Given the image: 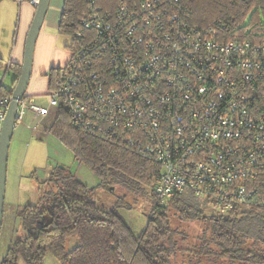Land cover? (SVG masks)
<instances>
[{
	"label": "built area",
	"instance_id": "obj_1",
	"mask_svg": "<svg viewBox=\"0 0 264 264\" xmlns=\"http://www.w3.org/2000/svg\"><path fill=\"white\" fill-rule=\"evenodd\" d=\"M179 2L139 0L113 22L92 10L84 27L102 39H76L49 106L29 108H62L74 128L154 159L163 202L191 195L222 217L264 211V42L192 28ZM11 99L0 95V134Z\"/></svg>",
	"mask_w": 264,
	"mask_h": 264
},
{
	"label": "trees",
	"instance_id": "obj_2",
	"mask_svg": "<svg viewBox=\"0 0 264 264\" xmlns=\"http://www.w3.org/2000/svg\"><path fill=\"white\" fill-rule=\"evenodd\" d=\"M138 1L65 0L58 32L72 39L69 52L76 39H102L98 30L84 27L92 10L113 22L121 6L133 8ZM179 4L181 8L175 7L174 12L180 11L192 28H213L221 39L264 42V0H180ZM15 67L13 88L6 91L1 86L0 95L12 96L21 73V66ZM47 77L49 91L59 88L61 68L52 69ZM51 132L100 183L90 187L67 167L52 168L38 187L39 203L18 207L25 234L11 243L2 264H46L48 255L59 264H264L260 208L222 217L207 215V205L191 195L163 202L155 191L160 169L154 159L74 128L62 108ZM101 189L123 195H118L115 205L103 207L96 200ZM129 198L134 205L128 204ZM139 203L149 204L150 213L145 230L137 236L120 211ZM192 224L201 225L200 236L187 234ZM69 238L79 240L71 251L66 247ZM189 241L197 243L190 247Z\"/></svg>",
	"mask_w": 264,
	"mask_h": 264
},
{
	"label": "rangeland",
	"instance_id": "obj_3",
	"mask_svg": "<svg viewBox=\"0 0 264 264\" xmlns=\"http://www.w3.org/2000/svg\"><path fill=\"white\" fill-rule=\"evenodd\" d=\"M251 16L252 14L250 15V18ZM15 24H17L16 20ZM15 24L13 31L16 30ZM44 30L45 28L41 33L38 48L40 41L43 38ZM57 39L58 46L64 50L63 53L65 57H67V46L72 43V39L62 35H59ZM8 40L10 42L7 44V49L5 47L4 49H0L1 55L5 60V67L0 68V81H4L5 90L7 86L12 83L13 79V71H6V66L8 63L7 60L9 59L10 53L13 49L15 39H5V44L4 42L3 44L6 45ZM38 103L48 107V96L40 97ZM51 111L49 119L42 124H39L37 126L39 131L36 132L23 124L26 122L25 120L22 122L18 121V125L14 131L10 144L6 193L8 191L7 195L9 199L12 197L18 198L17 200L20 199L23 202L22 206L36 205L39 203L40 194L38 192V187L40 186V183L48 177L52 168L57 166L67 167L80 181L90 187H95L100 183L99 178L95 176L85 165L75 160L72 152L51 132V127L58 116V109L51 108ZM118 195L122 196L123 194L119 191L116 192L115 195L101 189L96 195V200L103 207H111L116 204ZM127 201L128 204L134 205L131 198ZM205 209L207 215L219 216V214L211 206L207 205ZM120 212L132 228L135 235L138 236L145 230L150 213L149 204L139 203L132 210L124 208L121 209ZM6 218H8V215ZM7 222L9 221L7 220ZM11 224L14 229H11L9 232L6 225L1 233L0 256L5 254V251L8 250L10 243L14 242L18 236L21 237L25 234L19 220L16 222L13 219ZM186 229H188L187 234H189L191 238L193 236L201 235V225L199 224L189 225ZM195 243H197V241H189V245L186 243L183 245L192 247ZM77 246H79V240L77 238L68 239L66 245L68 251L75 249ZM179 260H181V256L179 257ZM46 264H59V262L52 255H48Z\"/></svg>",
	"mask_w": 264,
	"mask_h": 264
},
{
	"label": "crops",
	"instance_id": "obj_4",
	"mask_svg": "<svg viewBox=\"0 0 264 264\" xmlns=\"http://www.w3.org/2000/svg\"><path fill=\"white\" fill-rule=\"evenodd\" d=\"M64 2L65 0H51L50 9L47 14L44 26L41 30L42 33L43 29L45 28L44 35L40 41L39 48L38 43L41 37V33L37 42L34 70L30 85L28 87L27 97L24 100L27 109L23 119L20 120L21 122L25 120L26 122L23 124L31 128L34 132L39 131V128H37V126L47 121L51 116L52 111L50 108L49 113L48 115H46V117H40L36 113H34L29 107L30 105L47 107L38 103L40 97L48 96L49 79L47 77V74L52 69L64 67L70 58L69 50L67 51L68 53H66L67 57H65L63 53L64 50L61 49L60 46H58L57 39L60 35L58 29L61 13L64 7ZM34 14L35 9L26 1L20 2L19 0H0V49H4V47L7 49V44H9L10 41L8 40L6 45H4L5 39H15L14 46L12 52L10 53L9 59L7 60L8 63L6 66V71H13V79L12 83L7 86L6 91L12 89L15 84V76L17 69L15 66H21L23 63L25 41L30 25L34 18ZM15 20L17 24H15ZM14 24L16 30L13 31ZM0 57L3 61V67H5V60L2 57L1 52ZM4 85V81H0V87L2 86V89H4ZM17 125L18 123L16 124V127ZM7 193L5 199L4 221L2 231L7 225L6 228L10 232L11 229H14L11 222L13 219L16 222L18 221L17 210L19 206H22L23 202L20 199L17 200L18 198L16 197H12L11 199H9ZM7 215L8 218H6ZM7 220L9 222H7ZM6 252L7 250L5 251V254ZM5 254L3 256H0V264H2Z\"/></svg>",
	"mask_w": 264,
	"mask_h": 264
},
{
	"label": "water",
	"instance_id": "obj_5",
	"mask_svg": "<svg viewBox=\"0 0 264 264\" xmlns=\"http://www.w3.org/2000/svg\"><path fill=\"white\" fill-rule=\"evenodd\" d=\"M51 0H40L30 25L25 46L21 73L12 92L11 102L0 134V236L4 221L8 159L10 144L18 123L20 103L25 99L31 82L37 42L49 12Z\"/></svg>",
	"mask_w": 264,
	"mask_h": 264
}]
</instances>
